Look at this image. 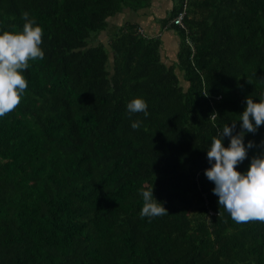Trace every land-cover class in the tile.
<instances>
[{
	"label": "trees",
	"instance_id": "trees-1",
	"mask_svg": "<svg viewBox=\"0 0 264 264\" xmlns=\"http://www.w3.org/2000/svg\"><path fill=\"white\" fill-rule=\"evenodd\" d=\"M168 1L149 35L109 19L151 0H0V33L22 31L27 11L45 54L0 117V264H264V222L235 223L204 175L218 128L264 98V0ZM134 98L147 117L129 116ZM248 141L241 173L264 126ZM152 185L169 214L141 218Z\"/></svg>",
	"mask_w": 264,
	"mask_h": 264
},
{
	"label": "clouds",
	"instance_id": "clouds-1",
	"mask_svg": "<svg viewBox=\"0 0 264 264\" xmlns=\"http://www.w3.org/2000/svg\"><path fill=\"white\" fill-rule=\"evenodd\" d=\"M22 31H4L0 33V117L13 112L21 103L28 82L23 73L30 67V61L44 59L43 29L36 24L27 11L23 12ZM206 86L203 96L209 95ZM129 116L143 113L149 115L147 102L142 98H134L126 105ZM218 114H211L212 126L217 128ZM237 121L239 131H237ZM142 121L134 120L131 128L137 130ZM264 126V98L254 102L251 96L245 98L244 110L238 119L222 128H218L207 150V160L211 165L204 170L206 178L214 184L212 193L218 197V205L230 215L237 224L248 222H264V151L251 158L245 173L237 171L247 157L248 150L256 147L253 141L244 143L245 133L255 134ZM229 140L228 146L223 144L224 138ZM264 146V141H261ZM143 205L140 217H162L168 210L153 196V185L141 189Z\"/></svg>",
	"mask_w": 264,
	"mask_h": 264
},
{
	"label": "crops",
	"instance_id": "crops-1",
	"mask_svg": "<svg viewBox=\"0 0 264 264\" xmlns=\"http://www.w3.org/2000/svg\"><path fill=\"white\" fill-rule=\"evenodd\" d=\"M152 1V9L150 11H147V10H141L139 11L138 13H135V14H132L130 13V15L127 16L126 18V14H124L125 12L123 13H120L118 15H116L115 17H112V24H115V25H120L121 23L123 22H133V23H137L139 25V27L144 31V27L142 26V23L144 26H146L147 24V19L150 17V18H155V17H158L159 15L156 13V7H157V4H156V0H151ZM167 2V8L165 7L164 9H168V4L170 3L168 0H166ZM164 9L162 11H164ZM156 14V16H155ZM119 17V20H117ZM130 17V19H129ZM155 27V26H154ZM157 27L154 29L152 28L150 31H148L149 35H153L157 32ZM158 33V32H157ZM160 38L163 42V45H164V49H165V56L167 57L168 60H171V57L168 56V50H166V45H168L169 43H171L173 46V49L171 50L172 52V59H173V53H174V50L177 46V43H178V40L177 38L175 37V35L173 33H171L170 31H163L161 32L160 34Z\"/></svg>",
	"mask_w": 264,
	"mask_h": 264
},
{
	"label": "rangeland",
	"instance_id": "rangeland-1",
	"mask_svg": "<svg viewBox=\"0 0 264 264\" xmlns=\"http://www.w3.org/2000/svg\"><path fill=\"white\" fill-rule=\"evenodd\" d=\"M156 4H157V7H156V13L159 15V16H161L162 14H163V9L166 7L167 8V2H166V0H156ZM170 5H171V3H169L168 4V8L170 7ZM124 12H125V10H124ZM124 14H126V18H127V16L128 15H130V13L129 12H125ZM155 16H156V14H155ZM129 19H130V17H129ZM117 20H119V17H118V19ZM109 23L111 24L112 23V19H109ZM111 26V25H110ZM142 26L144 27V32L145 33H147V34H149L148 33V31H150L152 28H156V27H158L159 25H158V20L156 19V17L155 18H148L147 19V24H146V26H144L143 25V23H142ZM155 26V27H154ZM101 37H103V33L101 34ZM105 38H103L102 39V42H105V40H104ZM173 46L174 45H172L171 43H169L168 45H166V50H168V56H170L171 57V59H172V52H171V50L173 49ZM177 75H178V78H179V81H180V83L182 84V85H184L183 83H182V80H181V77H180V74L179 73H177Z\"/></svg>",
	"mask_w": 264,
	"mask_h": 264
},
{
	"label": "built area",
	"instance_id": "built-area-1",
	"mask_svg": "<svg viewBox=\"0 0 264 264\" xmlns=\"http://www.w3.org/2000/svg\"><path fill=\"white\" fill-rule=\"evenodd\" d=\"M183 10L177 15V16H175L172 20H171V22L173 23V24H181V22H180V20H181V17H182V15H183ZM138 32H142L141 31V29L140 30H137Z\"/></svg>",
	"mask_w": 264,
	"mask_h": 264
}]
</instances>
